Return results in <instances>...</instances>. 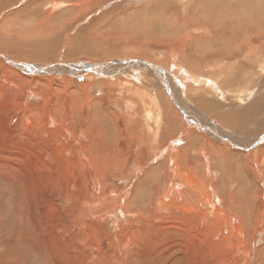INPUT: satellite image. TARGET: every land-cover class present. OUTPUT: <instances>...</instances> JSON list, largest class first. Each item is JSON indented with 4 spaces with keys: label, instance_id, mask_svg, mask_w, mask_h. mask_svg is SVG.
Returning <instances> with one entry per match:
<instances>
[{
    "label": "rangeland",
    "instance_id": "rangeland-1",
    "mask_svg": "<svg viewBox=\"0 0 264 264\" xmlns=\"http://www.w3.org/2000/svg\"><path fill=\"white\" fill-rule=\"evenodd\" d=\"M263 83L264 0H0V264H264Z\"/></svg>",
    "mask_w": 264,
    "mask_h": 264
},
{
    "label": "bare ground",
    "instance_id": "bare-ground-1",
    "mask_svg": "<svg viewBox=\"0 0 264 264\" xmlns=\"http://www.w3.org/2000/svg\"><path fill=\"white\" fill-rule=\"evenodd\" d=\"M258 1H259V0H258ZM236 2H237V1H236ZM261 2H262V1H261ZM148 3H149V2H148ZM262 3H263V2H262ZM198 7H199V6H198ZM198 11H199V10H198ZM198 11H197V12H198ZM210 13H211V12H210ZM103 15H104V14H103ZM105 15H106V14H105ZM189 19H190V18H189ZM203 20H204V19H203ZM203 20H202V21H203ZM205 20H206V19H205ZM200 21H201V20H200ZM206 22H208V21L206 20ZM204 23H205V22H204ZM224 24H226V23H224ZM214 25H215V24H214ZM202 27H203V26H202ZM205 27H207V26H205ZM249 27H250V26H249ZM207 28H208V27H207ZM219 28H220V27H219ZM226 28H227V27H226ZM179 30H180V29H179ZM249 30H250V29H249ZM211 31H212V30H211ZM211 31H210V32H211ZM214 31H215V30H214ZM198 32H199V31H198ZM215 32H216V31H215ZM218 32H219V30H218ZM213 33H214V32H213ZM226 33H227V32H226ZM174 35H175V34H174ZM207 35H208V34H207ZM211 35H212V34H211ZM211 35H210V37H211ZM214 36H217V35H214ZM55 37H56V36H55ZM194 37H195V36H194ZM197 37L199 38V36H197ZM197 37H196V38H197ZM201 37H202V36H201ZM206 37H207V36H205V38H206ZM173 38H175V37L173 36ZM207 38H209V35H208ZM212 38H213V37H212ZM192 39H193V38H192ZM210 39H211V38H210ZM169 40H170V39H169ZM169 40H168V41H169ZM241 40H242V39H241ZM162 41H163V40H162ZM171 41H172V40H171ZM196 42H197V41H196ZM202 42H205V41H202ZM215 42H216V41H215ZM219 42H220V41H218V44H219ZM224 42H225V41H224ZM224 42H223V44H224ZM176 43H177V42H176ZM186 43H187V42H186ZM186 43H185V44H186ZM198 43H199V42H198ZM211 43H212V42H211ZM223 44H222V45H223ZM179 45H180V44H179ZM192 45H194V44H192ZM192 45H191V46H192ZM205 45H206V44H205ZM208 45H209V43H208L206 46H208ZM214 45H216V43H215ZM229 45H230V44H229ZM203 46H204V45H203ZM210 47H212V46H210ZM183 48H184V47H183ZM201 48H202V46H201ZM73 50H74V49H73ZM255 50H256V49H255ZM189 51H190V50H189ZM194 51H195V49H194ZM196 51H198V49H197ZM196 51H195V52H196ZM203 51H204V50H203ZM198 52H199V51H198ZM201 52H202V51H201ZM251 52H252V50H251ZM199 53H200V52H199ZM202 53H203V52H202ZM248 53H249V52H248ZM209 54H214V53H209ZM209 54H207V55H209ZM219 55H221V54H219ZM222 55H223V54H222ZM224 55H225V54H224ZM226 55H227V54H226ZM238 55H239V54H238ZM238 55H237V56H238ZM246 55H248V54H246ZM250 55H251V53H250ZM187 56H188V55H187ZM231 56H232V55H231ZM244 56H245V53H244ZM190 57H191V56H190ZM181 58H182V57H181ZM218 58H220V57H218ZM228 58H229V56H228ZM250 58H251V57H250ZM203 59H204V58H203ZM229 59H230V58H229ZM235 59H236V58H235ZM176 60H177V59H176ZM222 60H223V59H222ZM209 61H210V60H209ZM212 61H213V60H212ZM214 62H215V61H214ZM205 63H206V62H205ZM205 63H202V64H198V65H196V66H195V69H198V68H200V67H202V66H206V70H209V68H208V66H207L208 64L205 65ZM187 68H188V67H187ZM188 69H189V68H188ZM190 71H191V73L193 72L192 69H190ZM228 73H229V72H228ZM209 74H210V73H209ZM263 84H264V83H263ZM259 88H260V87H259ZM260 100H261V99H260ZM261 102H262V100H261ZM237 114H238V113H237ZM229 119H230V118H229ZM220 120H221V119H220ZM227 122H228V121H227ZM231 133H233V132H231Z\"/></svg>",
    "mask_w": 264,
    "mask_h": 264
}]
</instances>
